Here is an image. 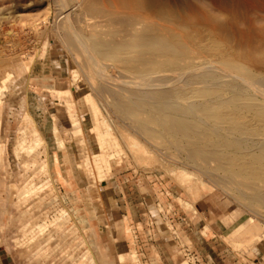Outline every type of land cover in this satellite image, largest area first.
Masks as SVG:
<instances>
[{"label": "rangeland", "instance_id": "rangeland-1", "mask_svg": "<svg viewBox=\"0 0 264 264\" xmlns=\"http://www.w3.org/2000/svg\"><path fill=\"white\" fill-rule=\"evenodd\" d=\"M244 1L0 0V248L264 264V21Z\"/></svg>", "mask_w": 264, "mask_h": 264}, {"label": "bare ground", "instance_id": "bare-ground-1", "mask_svg": "<svg viewBox=\"0 0 264 264\" xmlns=\"http://www.w3.org/2000/svg\"><path fill=\"white\" fill-rule=\"evenodd\" d=\"M245 2V5H247V6H249V9H248V15L247 16H245V20L247 21V22H249V23H251L252 21H253V19L251 18V15L249 14V11H255V18H257L256 20H261V21H264V0H246V1H244ZM244 19V18H243ZM244 20V21H245ZM260 21V22H261ZM262 23V22H261ZM246 24V23H245ZM249 25V24H248ZM249 30V29H248ZM162 31H164V30H162ZM168 31V30H167ZM166 31V32H167ZM246 31V30H245ZM249 31H251V29L249 30ZM249 31H247V32H249ZM263 31H264V29H263ZM169 32V31H168ZM168 32H167V34L165 35V38L166 39H168V40H174V42H175V40H180V36H179V34H172V33H169L168 34ZM164 33H165V31H164ZM241 33H243V35L246 37L247 36V40H251V34H250V32H249V34L247 33V35L246 34H244V33H246V32H241ZM142 37V36H141ZM155 40V39H154ZM247 40H246V42H247ZM208 41V40H207ZM165 42V41H164ZM180 42V41H179ZM150 43H152V42H150ZM178 43V42H177ZM250 44V43H249ZM150 45V44H149ZM208 45V44H207ZM197 46V45H196ZM213 50V49H212ZM229 51V50H228ZM236 52V51H235ZM206 53V52H205ZM235 54V53H234ZM228 58V57H227ZM229 61V60H228ZM99 72V71H98ZM184 73V72H183ZM186 74V73H185ZM184 74V75H185ZM158 75V74H157ZM182 77V76H181ZM142 78V77H141ZM244 82V81H243ZM245 83V82H244ZM214 102H215V100H214ZM213 102V103H214ZM212 103V104H213ZM226 103V102H225ZM174 104V103H173ZM215 105V104H214ZM216 105H219V102H218V104H216ZM170 107H172V106H170ZM220 107V106H219ZM219 107H217V108H219ZM220 108H222V105H221V107ZM223 108H225V107H223ZM227 108V107H226ZM236 108H237V106H236ZM236 108H234V109H236ZM241 109V108H240ZM237 110V109H236ZM231 111V110H230ZM240 111V110H239ZM238 111V112H239ZM236 112V111H235ZM210 113V112H209ZM242 113V112H241ZM246 113V112H245ZM214 114H217V113H214ZM238 115V114H237ZM180 116V115H179ZM190 116V115H189ZM215 116V115H214ZM229 116V115H228ZM239 116V115H238ZM245 116V115H244ZM170 117V116H169ZM178 117V116H177ZM219 117V116H218ZM174 119V118H173ZM176 119V118H175ZM181 119V118H180ZM184 119V118H183ZM169 120H171V119H169ZM219 120H221L220 119V117H219ZM249 120H251V119H249ZM175 121V120H174ZM183 121V120H182ZM185 121V120H184ZM217 121V120H216ZM252 121V120H251ZM171 122V121H170ZM169 123V122H168ZM216 125H218V123L216 122ZM215 125V126H216ZM234 127H228L229 129L227 130V131H229V133H232V132H234L236 129H239V127L238 128H236L235 129V125H233ZM177 127V126H176ZM218 127V126H217ZM182 128V127H181ZM193 128V127H192ZM199 129V128H198ZM201 129V128H200ZM241 129V128H240ZM196 130H197V128H196ZM216 130H218V129H216ZM244 130V129H243ZM242 129H241V131H243ZM190 131V130H189ZM188 131V132H189ZM195 131V130H194ZM215 131V130H214ZM226 131V132H227ZM198 132V131H197ZM237 132V131H236ZM183 134H185V133H183ZM195 134H196V132H195ZM194 134V135H195ZM188 136H189V134H187ZM196 137H198V136H195V138ZM225 142V141H224ZM194 144V143H193ZM198 145V144H197ZM224 145V143H221V142H219V141H216V142H213V149H214V151H215V149H219V146H223ZM228 147V146H227ZM233 147V146H232ZM221 148V147H220ZM212 153H213V151H212ZM247 154V153H246ZM249 155H251V154H249ZM249 155H247V156H249ZM254 158V157H253ZM258 158V157H257ZM256 158V159H257ZM258 159H260V160H256V161H260L259 163H261V160L263 161V159L262 158H260V156H259V158ZM242 160V159H241ZM241 160H239V161H241ZM243 160H244V158H243ZM242 160V161H243ZM241 161V162H242ZM245 161H243V163H244ZM249 162V161H248ZM247 162V163H248ZM255 162V161H254ZM251 163V162H250ZM264 163V162H263ZM260 167V166H259ZM260 169V168H259ZM262 169V168H261ZM262 170H264V169H262ZM261 170V172H263ZM255 171H258V170H255ZM254 171V172H255ZM259 172V171H258ZM257 172V173H258ZM254 175H256V174H254ZM258 176H260L259 175V173L257 174ZM263 175V174H262ZM257 176V177H258ZM253 179V178H252ZM259 179V178H258ZM262 181H264V177H262V178H260ZM255 180V179H254ZM260 181V180H259ZM261 182V181H260Z\"/></svg>", "mask_w": 264, "mask_h": 264}, {"label": "crops", "instance_id": "crops-1", "mask_svg": "<svg viewBox=\"0 0 264 264\" xmlns=\"http://www.w3.org/2000/svg\"><path fill=\"white\" fill-rule=\"evenodd\" d=\"M0 264H21L16 254L10 250L0 248Z\"/></svg>", "mask_w": 264, "mask_h": 264}]
</instances>
